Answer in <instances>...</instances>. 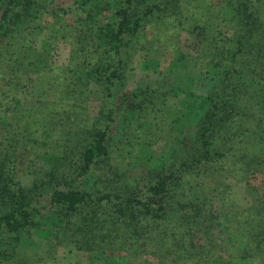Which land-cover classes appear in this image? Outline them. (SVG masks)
<instances>
[{
    "label": "trees",
    "instance_id": "16d2710c",
    "mask_svg": "<svg viewBox=\"0 0 264 264\" xmlns=\"http://www.w3.org/2000/svg\"><path fill=\"white\" fill-rule=\"evenodd\" d=\"M58 1L0 0V96L7 100L0 114L13 108L31 125L27 121L38 120L40 111L36 97L49 96L67 103L56 113L51 110L52 131L81 141L66 164V171L76 175L73 186L69 173L52 168L44 210H31L26 193L12 182L15 156L5 150L0 184L1 195L8 198L0 210V257H9L8 252L19 257L29 245L9 247L5 235L31 231L47 245L73 243L90 254V264H119L104 255L122 245L153 255L158 264H264V191L245 183L250 175L264 176V156L255 152L264 142V0H71L64 8L56 6ZM93 10L110 11V21L95 29ZM49 14L55 26L61 17H76L78 42L67 65L58 67L51 54L50 41L58 31L42 39V21ZM163 21L188 24L208 42V61L201 70L210 85L203 94L194 92L195 75L182 82L180 67L187 62L182 52L166 72L170 83L164 78L155 86L129 88L137 70L130 51L138 52L141 40L148 43L143 31ZM157 64L145 62L144 68ZM37 82L47 89L20 102V90L29 96ZM92 85L109 100L106 126L97 119L73 127L71 111L85 108ZM116 114L123 118L124 133L117 142L123 149L114 148L110 137ZM3 123L10 133L23 135L18 118ZM134 168H143L144 176L130 185L126 172ZM82 181L94 184L80 187ZM234 183L247 193V204L236 210ZM214 199L229 206L223 219L214 213ZM239 239L244 240L241 247Z\"/></svg>",
    "mask_w": 264,
    "mask_h": 264
},
{
    "label": "rangeland",
    "instance_id": "374dc122",
    "mask_svg": "<svg viewBox=\"0 0 264 264\" xmlns=\"http://www.w3.org/2000/svg\"><path fill=\"white\" fill-rule=\"evenodd\" d=\"M204 3L205 2L203 1L200 2L203 6ZM68 4H72V1L59 0L56 3V6L64 8L68 6ZM93 14L94 19L92 20V23L94 22L95 29L103 27L110 21V11L104 10L100 12L93 10ZM54 22L55 20L52 18L51 14L43 19L42 39L48 41L52 36L54 28L58 31V33L54 32L56 39L50 42H54V48L51 50V54L59 67L69 64L71 50L78 42L76 37H78L77 28L79 26L76 22L74 14L61 17L59 25L55 26ZM187 27L188 24L183 23L182 26H177V24L175 25L169 23L168 21H163L156 23L143 31V36L148 40V43L141 40L140 47L138 46L136 48L138 49V52L134 49L130 51L133 58L136 59L135 66L137 67V70L129 83L130 89L140 86V84L143 83H149L155 86L159 81H163L164 78L168 79V77H166L168 68L170 70L172 61L178 52H182L186 55L185 60H187V62L180 67L182 82L185 83V80L187 79V83L188 79H190V77L194 78L195 75V83L193 84L194 92L198 94L204 93L206 87L210 84L209 78L205 75L203 70H201V67L208 61V59L205 58V55L207 54L205 52V48H208L209 44L202 37L198 38L195 34L189 31ZM88 29L89 27L86 26L85 31L87 32ZM81 43L83 44V42ZM142 47L144 48V51L140 52ZM145 62H157L158 67L145 69ZM193 64L196 66V69H194ZM168 82L170 83L169 79ZM31 88L32 90L30 94H28L29 96H26L27 91L19 89L22 91V98L20 99V102L26 103V101L31 100L35 94L39 96L40 92L47 89L44 84H39L38 82L33 84ZM118 90L119 89L116 90L118 95L116 103H119L122 98V93L120 94ZM15 93L17 92L15 91ZM104 97V91L100 87L92 85L89 97L90 101L85 108H76L71 111L72 115L75 111L73 127L82 126L83 124H94V121L97 119H101L99 126L102 128L105 127V119L106 115H108L109 109V100ZM0 98V104L4 105L7 100L3 96H0ZM36 98L37 100L41 99L35 109L40 111L37 113L38 116L36 115L38 120L34 118L27 121L28 123H31V125H26L24 123L28 116H23L22 112L18 113L14 111L13 108L10 109L6 107L4 111H8V113H4L3 111L0 114V158H2L6 149H10L14 152L13 156H15V158L14 161L13 159L11 161L10 169L13 174L12 182L18 184V188L20 187L21 190L26 193L31 210H44L48 207V201L51 196V187L47 179H50V176H52V168L61 169L64 173H66L65 175L69 173L67 177L68 184L73 186V179H75L76 175L73 170L66 171V164L77 155V150L81 147V141L76 143L77 141L73 142L72 140H69L64 132L63 135H61V130H56L55 127V130L52 131L53 127L51 125L54 126L56 122L49 121L51 110L53 109V113H56L60 109V105L63 109V106H66L67 103L62 105L59 100L55 101V99L49 96ZM54 101L55 105H52V102ZM171 104L176 106V101H173ZM100 111L102 112L100 113ZM15 118H18L21 126V129H18V131H20L23 135L17 133L14 135L12 132L10 133L7 131L5 123H3L8 121L11 122ZM49 122L51 125L48 124ZM191 129L192 131H190V133H193L194 128L191 127ZM77 132H79V136H82L83 133L80 128L77 129ZM109 132L110 137L113 140L112 144H115L114 148L123 149L122 145L117 143L118 141H122V134L124 133L123 118L120 114H116L114 122L111 123L109 127ZM255 152L264 156V142L258 146ZM113 161L114 163H117L120 160L113 159ZM125 164L126 163L122 164V169H124ZM62 171L55 174H60ZM126 175L130 185L139 184L144 176L143 168L130 169L129 172H126ZM40 180L41 182L47 183V186H42V183L35 184ZM105 183H101L99 185L103 186ZM245 183L247 187L248 185H252L254 187H258L260 191H264V176L262 174L260 176L250 175L246 179ZM89 184H94V182L87 181L84 182V184L80 183V187H88ZM1 187L2 185L0 184V210L2 211L6 208L5 205L2 206V202H5V198H8V196L1 195ZM243 189L244 186L242 184L234 183L231 194V203H235V205H232V208L239 205H245V203L247 204V200L245 199L247 197V193H245ZM211 204L213 205L215 211L214 213L218 216L221 217L226 213H229L227 211L229 206H225L220 200L214 199ZM233 210H236V207L233 208ZM221 218L223 219V217ZM5 238V243L9 244L12 242V244L9 245V247L12 248L20 249L22 247V242L27 244L29 243V245L27 249L22 247L24 251L19 257L16 253L14 257H12L10 252H8L10 255L9 257L1 255L0 264H90V254L76 250V247L72 245L73 243H66L67 248L63 246L59 247L60 245L56 247L53 245H47L46 243H42L40 241L41 239L37 237L36 232L31 231H28L25 235L21 234L19 236L12 235L9 237L8 235H5ZM243 243L244 240L239 239L237 246L241 247ZM34 244H36V246ZM9 250L13 251L11 248H9ZM104 258H113V260L119 261V264H158L157 259L153 255L142 252L134 253L130 248L125 247V245L118 246L115 251H107Z\"/></svg>",
    "mask_w": 264,
    "mask_h": 264
}]
</instances>
